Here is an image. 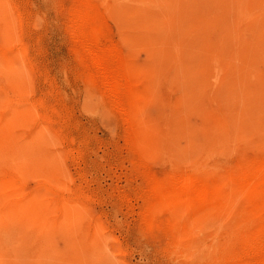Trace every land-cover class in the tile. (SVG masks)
I'll list each match as a JSON object with an SVG mask.
<instances>
[{
  "label": "rangeland",
  "instance_id": "1",
  "mask_svg": "<svg viewBox=\"0 0 264 264\" xmlns=\"http://www.w3.org/2000/svg\"><path fill=\"white\" fill-rule=\"evenodd\" d=\"M0 51V264H264V0H0Z\"/></svg>",
  "mask_w": 264,
  "mask_h": 264
},
{
  "label": "bare ground",
  "instance_id": "2",
  "mask_svg": "<svg viewBox=\"0 0 264 264\" xmlns=\"http://www.w3.org/2000/svg\"><path fill=\"white\" fill-rule=\"evenodd\" d=\"M93 24V23H92ZM95 26V25H94ZM91 28V27H90ZM97 28V27H96ZM96 28H93L92 27V29H93V31H95L96 30ZM90 31H91V29H90ZM93 33V32H92ZM96 34V33H95ZM90 35V34H89ZM93 35H94V33H93ZM91 37H92V35H90ZM89 36V37H90ZM88 37V38H89ZM94 37H96L95 35H94ZM98 38V37H97ZM96 38V39H97ZM94 40V39H93ZM96 41V40H95ZM2 44V43H1ZM93 44V43H92ZM99 45H96V47H98ZM4 50H5V48H3ZM7 49H8V47H7ZM96 49V48H95ZM0 52H3V51H0ZM8 52V51H7ZM91 54H92V56L91 57H93V60H94V62L96 63V65H97V67H99L100 69L99 70H101V75H102V80H104V82L106 83V85H107V88L106 89H108V91L110 92L109 94H110V96L112 97V99H114L116 102H117V104H123V102H124V83H123V81H124V76L120 73V72H118V70L116 71L114 68H112V66L110 65V64H108V63H106V62H108V61H105L104 59L105 58H107V57H105V58H103L102 57V55L97 51V50H92L91 52H90ZM1 55H4V54H1ZM5 56V55H4ZM13 57V56H12ZM4 58H8V57H4ZM11 59V58H10ZM13 60V59H12ZM110 63V62H109ZM95 65V66H96ZM97 69V68H96ZM96 75H100V72H99V74H96ZM95 77V76H94ZM100 77V76H99ZM127 80V79H126ZM131 80V79H130ZM101 81V80H100ZM132 81V80H131ZM131 81H128V82H131ZM126 83H127V81H126ZM132 83V82H131ZM99 84H101V82L99 83ZM132 85V84H131ZM133 86V85H132ZM127 87V86H126ZM125 87V88H126ZM129 87H131L130 86V84H129V86L127 87V88H129ZM126 88V90L125 91H129V89H127ZM133 88H134V86H133ZM133 93V92H132ZM131 93V94H132ZM126 94H128V93H126ZM126 97V96H125ZM127 104V103H126ZM129 104V103H128ZM119 106V105H118ZM125 107H127L128 105H124ZM126 109V108H125ZM124 109V110H125ZM132 125H134V124H132ZM261 157V156H260ZM259 157V158H260ZM263 157V156H262ZM253 158V157H252ZM257 158H258V156H257ZM264 158V157H263ZM257 160V159H256ZM244 160H242V162H243ZM245 161H247V160H245ZM249 161H251V160H249ZM247 163V162H246ZM260 165V164H259ZM246 167V166H245ZM249 167V166H248ZM242 168V167H241ZM255 170V169H254ZM245 171V170H244ZM262 172V171H261ZM193 173H196V172H193ZM181 174V173H180ZM241 174V173H240ZM183 175V174H182ZM185 175V174H184ZM183 175V176H184ZM187 175V174H186ZM254 175V174H253ZM173 176V175H172ZM175 176V175H174ZM178 176V175H177ZM177 176H175V177H177ZM181 176V175H180ZM182 176V177H183ZM198 175H196V177H197ZM203 176H205V175H203ZM259 176V175H258ZM187 177H189L188 175H187ZM207 177V176H206ZM212 177V176H211ZM210 177V178H211ZM197 178H199V177H197ZM201 178V177H200ZM205 178V177H204ZM258 178V177H257ZM262 178V177H261ZM191 179V178H190ZM253 179V178H252ZM252 179H250V180H252ZM159 180H161V179H159ZM163 180V179H162ZM165 180V179H164ZM164 180H163V183H164ZM169 180V179H168ZM175 180V179H174ZM177 180H179V178L177 179ZM189 180V179H188ZM199 180V179H198ZM203 179L201 178V180L200 181H202ZM221 180V179H220ZM249 180V179H248ZM171 181H173V180H171ZM182 181H184V180H182ZM181 180L179 181V182H182ZM193 181V180H192ZM204 181V180H203ZM205 181H206V178H205ZM212 181L214 182L215 181V179L213 180L212 179ZM222 181V180H221ZM234 181V180H233ZM254 181H255V179H254ZM199 182V181H198ZM216 182V181H215ZM235 182V181H234ZM243 182V181H242ZM246 182V181H245ZM244 182V183H245ZM248 182H250V181H248ZM172 183V182H171ZM175 183V182H174ZM177 183V182H176ZM205 183H207V182H205ZM217 183V182H216ZM222 183V182H221ZM232 183V182H231ZM155 184V183H154ZM220 184V183H219ZM157 185V184H156ZM194 185V187H196V189L195 190H197L198 188H197V185L196 184H193ZM205 185V184H204ZM213 185V184H212ZM217 185V184H216ZM262 185H263V183H262ZM159 186V185H158ZM188 186V185H187ZM214 186V185H213ZM222 186V185H221ZM248 186V185H247ZM173 187H176V184L173 186ZM215 187V186H214ZM218 187V186H217ZM225 187V186H224ZM243 187H244V185H243ZM167 188H169V186L167 187ZM181 188H183L182 186H181ZM208 188V187H207ZM264 188V187H263ZM172 189H174V188H171V190ZM176 189V188H175ZM178 189V188H177ZM185 189V188H184ZM187 189V188H186ZM191 189V188H190ZM203 189V188H202ZM219 189V188H218ZM217 189V190H218ZM260 189H261V186H260ZM259 189V190H260ZM170 190V189H169ZM170 190V191H171ZM179 190V189H178ZM209 190V189H208ZM212 190V189H211ZM249 190V189H248ZM263 190V189H262ZM180 191H181V189H180ZM185 192H187L186 190H184ZM210 191V190H209ZM227 190L225 189V192H226ZM178 192V191H177ZM182 192V191H181ZM197 192V191H196ZM195 192V193H196ZM217 192H219V191H217ZM165 193V192H164ZM163 193V194H164ZM175 193V192H174ZM189 193L190 192H188V195H189ZM192 193V192H191ZM190 193V194H191ZM199 193V192H198ZM197 193V194H198ZM206 193H207V190H206ZM224 193V192H223ZM171 194V193H170ZM182 194V193H181ZM187 194V193H186ZM194 194V193H193ZM227 195H228V193H226ZM155 195V194H154ZM165 195V194H164ZM168 195V194H167ZM185 194L183 193V196L182 197H187V196H184ZM196 195V194H195ZM204 195V194H203ZM219 195V194H218ZM222 195H224V194H222ZM230 195V194H229ZM250 195V194H249ZM254 195H257V194H254ZM253 195V196H254ZM159 196V195H158ZM161 196V195H160ZM190 196V195H189ZM193 197H194V195H192ZM206 196V195H205ZM264 196V195H263ZM155 197H157V195L155 196ZM162 197V196H161ZM181 197V198H182ZM216 197V196H215ZM223 197V196H222ZM190 198H192V197H190ZM196 198V197H195ZM198 198V197H197ZM212 198V197H211ZM261 198H262V196H261ZM261 198H259V199H261ZM157 199H159V198H157ZM178 199V197L176 198V200ZM180 199V198H179ZM186 199V198H185ZM255 199V198H254ZM253 199V200H254ZM25 200V199H24ZM172 200V199H171ZM183 200V199H182ZM197 200V199H196ZM204 200V199H203ZM252 200V201H253ZM34 201V200H33ZM178 201V200H177ZM176 201V202H177ZM205 201V200H204ZM215 201H216V199H215ZM217 201H218V199H217ZM249 201V200H248ZM258 201V200H257ZM254 202V201H253ZM256 202V201H255ZM34 204V206H32V208H34V209H32V210H35V208L37 207L36 206V204H35V202H33ZM160 203V202H159ZM251 203V202H250ZM222 204V203H221ZM38 205V204H37ZM203 205V204H202ZM207 205V204H206ZM223 205V204H222ZM253 205V204H252ZM254 205H255V203H254ZM30 206V205H29ZM36 206V207H35ZM248 206V205H247ZM259 206H260V204H259ZM16 207V206H15ZM210 207H212V206H209V208ZM218 207V206H217ZM14 208V207H13ZM258 208H260V207H258ZM16 209V208H15ZM30 209V208H29ZM28 209V210H29ZM248 211V210H247ZM29 212H31L30 210H29ZM34 212V211H33ZM246 213H248V212H246ZM253 213V212H252ZM27 214V213H26ZM258 214V213H257ZM262 214H263V211H262ZM261 214V215H262ZM246 215V214H245ZM243 216V215H242ZM258 216H259V214H258ZM263 216H264V214H263ZM262 216V217H263ZM153 217V216H152ZM249 217H250V215H249ZM254 217V216H253ZM252 217V218H253ZM256 217H257V215H256ZM148 218V219H147ZM242 218V217H241ZM243 218H245V216L243 217ZM259 218V217H258ZM264 218V217H263ZM146 219L147 220H149V215H148V217H146ZM257 218H255V220H256ZM156 220V219H155ZM254 220V221H255ZM161 221V220H160ZM159 221V222H160ZM170 221V220H169ZM168 221V222H169ZM175 221V220H174ZM245 221V220H244ZM249 222H253V221H250V220H248ZM150 222V221H149ZM246 222V221H245ZM148 223V222H147ZM154 223V222H153ZM160 223H162V222H160ZM170 223V222H169ZM172 223H174V222H172ZM2 225V224H1ZM243 225V224H242ZM248 225H250V224H248ZM252 225V224H251ZM250 225V226H251ZM258 225V224H257ZM262 225V224H261ZM249 226V227H250ZM259 226V225H258ZM263 226V225H262ZM254 228H255V226H253ZM5 228V227H4ZM252 229V228H251ZM8 230V229H7ZM249 230V229H248ZM253 230V229H252ZM255 234H257V233H255ZM251 235V234H250ZM261 234H259V237L262 239L263 237L262 236H260ZM255 236V235H254ZM249 238H251L250 236H249ZM14 239V238H13ZM250 240H252V239H250ZM256 240V239H255ZM263 240H264V238H263ZM254 241V240H253ZM260 241V240H259ZM259 241H257V242H259ZM256 242V243H257ZM260 242H262V240L260 241ZM251 243H253V242H251ZM263 243V242H262ZM264 244V243H263ZM257 245V244H256ZM261 245V244H260ZM259 245V246H260ZM43 246V245H42ZM248 246L250 247L251 245H249L248 244ZM258 246V245H257ZM248 247V248H249ZM262 247V246H261ZM245 248V247H244ZM243 248V249H244ZM42 249V248H41ZM250 249V248H249ZM255 249V248H254ZM257 249V248H256ZM246 250H247V248H246ZM245 250V251H246ZM262 250H264V249H262ZM243 251V250H242ZM244 252V251H243ZM251 252H252V250H251ZM257 252V251H256ZM246 253V252H245ZM250 253V252H249ZM241 254H242V252H241ZM258 254H260V253H258L257 252V255ZM247 255H248V253H247ZM257 255H255V256H257ZM254 256V257H255ZM11 257V256H10ZM244 257V256H243ZM258 257H260L259 255H258ZM257 257V258H258ZM256 258V259H257ZM262 258H264V256H262ZM252 260V259H251ZM255 260V259H254ZM256 264H257V262H256Z\"/></svg>",
  "mask_w": 264,
  "mask_h": 264
}]
</instances>
